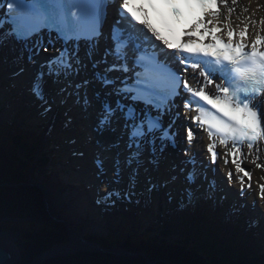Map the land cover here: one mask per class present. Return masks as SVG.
I'll return each mask as SVG.
<instances>
[{"label":"snow or ice","instance_id":"obj_1","mask_svg":"<svg viewBox=\"0 0 264 264\" xmlns=\"http://www.w3.org/2000/svg\"><path fill=\"white\" fill-rule=\"evenodd\" d=\"M144 3L154 7L156 0ZM159 3L177 18L181 6L194 16L186 39L175 45L165 39L148 19L129 11V0H0V54L20 46L13 62L26 59L37 68L28 92L42 117L53 113L49 134L58 116L62 131L86 132L99 181L97 205L139 203L141 183L149 194L166 189L168 202L180 209L201 201L221 203L227 195H217L222 189L215 182L216 165L218 158L227 165L230 157L235 173H242L239 207L231 209L238 213L249 207L252 189V173L243 161L251 158L264 169L258 162L264 152V18L252 20L244 6L249 15L243 20L237 15L240 23L234 24L238 0ZM135 25L141 26L139 33ZM24 71L20 67L13 78ZM204 132L207 161L204 151L194 150ZM217 139L227 149L223 157ZM77 140L72 135L67 143ZM72 154L83 159L85 151L73 148ZM161 161L168 162L163 177ZM233 175L227 174L229 188ZM258 187L251 205L257 212L264 182ZM259 223L255 219L250 227ZM260 256L264 264V248ZM0 264H5L2 253Z\"/></svg>","mask_w":264,"mask_h":264},{"label":"trees","instance_id":"obj_2","mask_svg":"<svg viewBox=\"0 0 264 264\" xmlns=\"http://www.w3.org/2000/svg\"><path fill=\"white\" fill-rule=\"evenodd\" d=\"M14 140L9 142L5 137H0V230L14 228L21 231L19 240L23 261L29 264L41 252L57 244L66 243L69 237L61 225L47 216L43 196L36 186L31 184L37 171L33 158L36 157L38 146L36 148L29 140L22 141L20 136H15ZM30 200L35 203V206L31 205ZM211 215L215 221L219 220L215 213ZM6 216L24 219L8 222L3 218ZM196 219L200 220V215ZM189 223L185 221L184 224L188 226ZM193 223H195L194 220L190 229L196 233L194 235L191 233L190 236L197 237L196 234L199 236L201 230H197ZM221 226L223 225H216L217 228ZM63 237L67 239L64 240ZM115 239L119 241L117 244H120V248H126L140 255L130 258L133 260L129 261L112 257L106 252L105 255H101L100 264H113L114 261L117 264H148L144 254L155 264H259V261L249 256L245 246H232L227 237L216 235L214 237L207 235L201 240L199 237L187 239L183 246L159 245L149 241L134 242L126 238ZM104 242L103 246L106 249L114 246L113 241L105 240ZM85 260L77 258L75 261L57 257L50 258L43 264H85Z\"/></svg>","mask_w":264,"mask_h":264},{"label":"water","instance_id":"obj_3","mask_svg":"<svg viewBox=\"0 0 264 264\" xmlns=\"http://www.w3.org/2000/svg\"><path fill=\"white\" fill-rule=\"evenodd\" d=\"M31 205L35 206V203H33L30 200ZM47 216L52 219V221L56 222L59 224L58 220L52 215L51 212L47 211ZM11 218L8 216V219ZM50 231V230H49ZM8 237L10 239H13L14 241H17V238L13 235H8ZM64 240L67 239L66 237H63ZM18 241L21 244V241L18 239ZM108 252L111 254L112 257H118L121 258L123 260H129L132 261L130 258H132L131 255H129L128 253H124V252H117L114 250H107L105 248H103L102 246L99 245H89V246H79L77 244L72 243L71 241H68L64 244L58 245V247H56L55 249L52 250H46L41 252L30 264H43L45 263L46 260L50 259V258H59L62 257L67 260H75L77 261V258L80 259H86L84 262H86L85 264H100L102 262V256L101 255H105V253ZM0 253L3 254L4 259H5V264H8L11 259L9 258L8 254H6L5 251H3L2 248H0ZM147 263L149 264H155L154 262H152L151 260H149L148 258H146ZM14 260V259H12ZM15 261V260H14ZM104 264V263H102ZM113 264H117L115 261L113 262Z\"/></svg>","mask_w":264,"mask_h":264},{"label":"bare ground","instance_id":"obj_4","mask_svg":"<svg viewBox=\"0 0 264 264\" xmlns=\"http://www.w3.org/2000/svg\"><path fill=\"white\" fill-rule=\"evenodd\" d=\"M19 47L20 46H17V50L16 51H9V50H5V53H3L2 54V56L3 57H5V59L8 61V67L7 68H11V66H14V68H15V65H17L16 67H17V71H18V69L20 68V67H24L25 68V71H24V73L20 76L21 77V79L23 80L24 79V76H25V74L27 73V75H29V72H28V68H29V71H33L32 70V68H35V67H33L32 65H31V67L25 62V60H23V61H19V62H17V63H14L13 61V58H15V57H17V56H19L20 55V52H19ZM27 54L25 53V56H26ZM16 104V103H15ZM24 104H25V106H27L26 105V103L24 102ZM64 135H69L70 136V132H66V133H63ZM75 135H78V134H80V131L79 130H76L75 131V133H74ZM63 135V136H64ZM62 136V135H61ZM71 136H72V134H71ZM62 138V137H61ZM206 145H207V139H205L204 137H203V135L202 134H200V136H199V142H194V150L195 151H197L198 153L200 152V151H204L205 149H206ZM72 147H77L76 145H71ZM71 146H68V148L69 149H71L72 150V147ZM83 148V147H82ZM66 151V150H65ZM84 151H85V156H84V158L83 159H85L86 158V156L87 155H90L91 154V152L90 153H88L87 151H88V148L87 147H85L84 148ZM263 153V152H262ZM263 156V155H262ZM65 158H67L66 159V161L68 162L69 160H68V157H65ZM86 160V159H85ZM250 161H251V158H250ZM43 187H47V188H49V186H48V183L47 182H45L44 184H43ZM49 191H50V189H49ZM71 193H72V191H69V192H66L65 193V195L66 196H68V197H70L71 196ZM73 197L76 199V200H79L80 199V195H79V193L77 192V191H74L73 192ZM46 203L48 204L49 203V201H48V197H47V200H46ZM78 230L79 231H81V229L80 228H78ZM7 238V234H2V235H0V239L1 240H4V239H6ZM74 241H76L75 239H74Z\"/></svg>","mask_w":264,"mask_h":264},{"label":"rangeland","instance_id":"obj_5","mask_svg":"<svg viewBox=\"0 0 264 264\" xmlns=\"http://www.w3.org/2000/svg\"><path fill=\"white\" fill-rule=\"evenodd\" d=\"M253 2H256L257 6H258V4L260 5L259 6V15H260V17L264 18V0H261V1L258 0V1H253ZM260 162L263 163V165H264V159L260 160ZM165 167L167 169L168 163L166 164ZM259 182H264V169L257 168V167L254 166V175H253V177L251 179L252 189H251L250 194H248L246 196V198L248 197V200L251 201V202H253L256 199L257 195H258V192H259L258 184H259ZM239 183H240L239 179H237V181L235 182V187L232 186V189L234 191H236V193H238L237 191H239V187L241 186ZM245 187H246V184H245ZM160 195L158 194V196H157L158 204H161V205H162V203L166 204L167 202L164 200L163 196L162 195L160 196ZM259 202L261 203V206L263 207V212H264V199H260L258 201V203Z\"/></svg>","mask_w":264,"mask_h":264}]
</instances>
